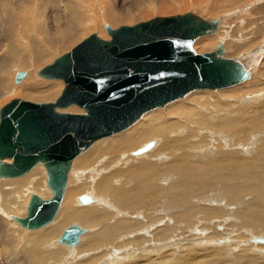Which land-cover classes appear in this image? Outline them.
Here are the masks:
<instances>
[{
	"label": "bare ground",
	"instance_id": "bare-ground-1",
	"mask_svg": "<svg viewBox=\"0 0 264 264\" xmlns=\"http://www.w3.org/2000/svg\"><path fill=\"white\" fill-rule=\"evenodd\" d=\"M198 16L215 20L216 27L192 45L202 43L204 46L198 50L206 52L220 45L221 55L237 60L248 71V79L254 70L248 63L256 65L258 45L234 58L232 54H239L241 45L227 40L229 36L223 40L213 35L226 14L213 19ZM100 24L94 33L108 39L99 29ZM29 46L33 62L44 58L36 41H30ZM22 64L25 62L21 58ZM263 70L256 73L262 78L244 79L225 88L194 89L181 99L159 106L163 111L153 113L158 107L151 109L128 128L96 139L73 158L56 216L39 228H24L14 217L25 216L32 193L41 198L52 195L44 165L39 162L18 177H0V215L14 226L30 230L17 239L19 243L11 232L0 233L11 250H17L10 263L264 264V242L258 241L264 238ZM19 71L24 75L15 82ZM37 76L41 77L38 70ZM29 77L24 69L13 73L24 96L38 93L51 97L63 82L41 77L48 82L30 85ZM73 106L77 105L59 110L85 112ZM72 168L74 172L69 174ZM214 188L222 193L215 194ZM221 195L225 198H219ZM79 199L89 202L82 204ZM13 211L18 215H12ZM70 222H78L84 229L74 245L59 241ZM203 223L214 232L207 231L209 227L201 228ZM193 228L198 229L196 234ZM223 235L226 237L219 239Z\"/></svg>",
	"mask_w": 264,
	"mask_h": 264
},
{
	"label": "water",
	"instance_id": "water-1",
	"mask_svg": "<svg viewBox=\"0 0 264 264\" xmlns=\"http://www.w3.org/2000/svg\"><path fill=\"white\" fill-rule=\"evenodd\" d=\"M215 27V20L191 11L105 25L109 39L92 33L38 70L41 77L63 81L54 101L14 97L0 108V177L21 176L40 162L52 191L48 198L31 194L25 216L14 217L22 227L39 228L54 218L73 158L96 139L194 89L228 87L247 78L237 60L221 55L220 45L205 53L193 49V41ZM23 75L17 72L15 82ZM70 105L85 112L59 110ZM83 231L72 224L59 241L74 245Z\"/></svg>",
	"mask_w": 264,
	"mask_h": 264
},
{
	"label": "rangeland",
	"instance_id": "rangeland-1",
	"mask_svg": "<svg viewBox=\"0 0 264 264\" xmlns=\"http://www.w3.org/2000/svg\"><path fill=\"white\" fill-rule=\"evenodd\" d=\"M239 9L240 12L237 11ZM5 11H7L6 15H4ZM187 11L195 12L198 15L209 19L226 14L220 25V27H222H219V31L217 30L213 35L216 36L217 34L218 37L223 40L229 36L227 37V40L230 38L229 41L233 40L232 42H238V44L241 45V52L238 51L237 53L239 54H232V57L234 58L242 57V53L249 49H255L258 45V49L256 48L257 50L255 51H258L259 54L256 65L255 63H248V65L252 64L250 65V69H254L252 71L253 73L251 72L252 74L250 77L244 80V82L253 78H262V76L259 77L256 73L258 69H264V41H262L264 38V0H0V107L14 97H21L38 102L53 101L60 93L61 88L63 87V82L59 85L60 87L58 86L56 88L55 93L51 97L38 93L24 96L21 93L22 87L17 88L20 83L18 84L14 82L13 73L18 69H24L28 71V76L30 73L31 78L29 77L30 79L27 81L30 85L47 83L48 79L37 76V70L52 62L56 55L68 51L89 34L94 32L97 33V23L99 21L101 23L99 29L102 33L106 34L109 39L110 37L103 27L104 23L115 28L120 25H132L155 16L182 14ZM107 14L110 15V17H108L109 19L107 18ZM228 27L233 32L231 31L229 33ZM229 34H232V39ZM218 39L219 38L216 39L215 43ZM32 40L36 41L37 45L41 47L45 53L44 58L38 62H33L32 56L30 55L32 53L30 51L31 48L29 42ZM48 40L52 44H49ZM192 46L197 53L207 51L205 49L198 50L201 46H204L202 43ZM16 49H21V53H16ZM23 53L28 54L27 58L23 56ZM21 58L25 64L21 65ZM211 91L214 92L215 90ZM73 107L80 109L77 106ZM160 107L155 109L153 113L164 110ZM39 165L40 167L42 166L41 164ZM41 168L44 170L43 167ZM71 172H74L73 168L70 170L69 174H71ZM41 177L44 178V181H42L44 183L43 186L46 188L44 171ZM4 180L7 182L10 181V179ZM47 190L49 191V189ZM214 190H216L215 194L218 192L217 195L221 192L219 188H214ZM49 194H51V192ZM83 195L87 196L88 193L85 192ZM223 197L225 198V196L221 195L219 198L224 199ZM79 202L87 204L89 201L83 203L80 200ZM11 213L12 215H15L16 211ZM192 218L194 219V217ZM226 219L229 220L230 218L227 216ZM71 223L72 222L68 225ZM75 223L79 224L78 222ZM202 225L201 228H208L210 226L206 223H203ZM20 228V226H14L10 219L0 215V233L5 234V232H11L16 243L20 242V240L18 241L17 239H21L30 231ZM244 228L249 229V227L245 226ZM193 229L195 232L193 233L196 234L198 229ZM211 230L214 232V229H210V227L207 231L211 232ZM259 231L261 232L262 229ZM230 232H232V229ZM254 232L255 230L253 233ZM260 232L259 234L263 233ZM208 235L210 236L209 233ZM231 235L233 234L231 233ZM180 237L183 238L182 236ZM224 237H226V235H223L219 239ZM229 239L234 240L230 236ZM10 246L11 245L7 240L5 241L4 238L0 237V264H11L10 261L16 257L17 250H11Z\"/></svg>",
	"mask_w": 264,
	"mask_h": 264
}]
</instances>
